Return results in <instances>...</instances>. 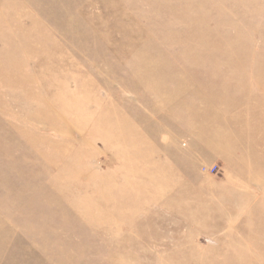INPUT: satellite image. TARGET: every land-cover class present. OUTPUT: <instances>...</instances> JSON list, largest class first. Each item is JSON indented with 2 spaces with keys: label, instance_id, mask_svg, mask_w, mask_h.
<instances>
[{
  "label": "rangeland",
  "instance_id": "1",
  "mask_svg": "<svg viewBox=\"0 0 264 264\" xmlns=\"http://www.w3.org/2000/svg\"><path fill=\"white\" fill-rule=\"evenodd\" d=\"M0 264H264V0H0Z\"/></svg>",
  "mask_w": 264,
  "mask_h": 264
}]
</instances>
